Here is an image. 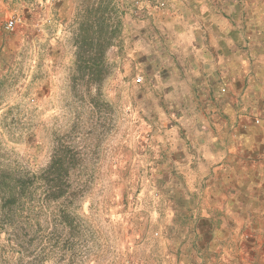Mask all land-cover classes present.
<instances>
[{
  "label": "rangeland",
  "instance_id": "obj_1",
  "mask_svg": "<svg viewBox=\"0 0 264 264\" xmlns=\"http://www.w3.org/2000/svg\"><path fill=\"white\" fill-rule=\"evenodd\" d=\"M66 3L46 28L23 4H10L14 30L0 19V174L38 176L70 147L60 204L73 227L47 201L33 223L0 226V264H264V191L244 194L239 211L222 209L196 169L186 125L205 102L186 96L195 74L183 37L136 17L142 0ZM97 6L108 19L102 37L114 40L103 67L82 74L75 41ZM240 69L241 80L264 77L258 66Z\"/></svg>",
  "mask_w": 264,
  "mask_h": 264
},
{
  "label": "crops",
  "instance_id": "obj_2",
  "mask_svg": "<svg viewBox=\"0 0 264 264\" xmlns=\"http://www.w3.org/2000/svg\"><path fill=\"white\" fill-rule=\"evenodd\" d=\"M68 1L74 4L77 0H0V19L5 15L6 22L14 18L11 3L23 4L31 24L38 18L46 28L53 19H64L63 7ZM128 1L119 3L123 7ZM262 3L264 0H142L135 7L136 17H149L183 37L187 63L195 74L187 77L192 87L186 96L205 102V107L193 112L197 119L187 116L189 144L199 149L196 169L211 194L219 198L215 204L231 211L245 206L241 197L264 191V77L256 80L245 75L241 80L235 76L238 68L240 72L247 67L264 69V59L257 60V53H264ZM16 22L15 28L19 26ZM214 69L223 71L218 75ZM255 120L262 124L255 125Z\"/></svg>",
  "mask_w": 264,
  "mask_h": 264
},
{
  "label": "trees",
  "instance_id": "obj_3",
  "mask_svg": "<svg viewBox=\"0 0 264 264\" xmlns=\"http://www.w3.org/2000/svg\"><path fill=\"white\" fill-rule=\"evenodd\" d=\"M106 11L100 6L85 11V17L79 24L80 30L76 37L77 70L82 74H93L94 69L102 68L106 50L112 45L114 35L108 39L102 37V31L108 28ZM119 24V23H118ZM118 29L117 24L115 26ZM69 152L65 147L56 153L48 168L38 176H15L3 170L0 174V226L14 227L33 223L48 202L56 203L58 210L54 217L64 227H73V218L68 206L60 204L67 197V175L71 168ZM44 186V187H43ZM44 188V189H43ZM38 189L41 190L39 200H35ZM45 203V204H43ZM31 214H35L32 217Z\"/></svg>",
  "mask_w": 264,
  "mask_h": 264
},
{
  "label": "built area",
  "instance_id": "obj_4",
  "mask_svg": "<svg viewBox=\"0 0 264 264\" xmlns=\"http://www.w3.org/2000/svg\"><path fill=\"white\" fill-rule=\"evenodd\" d=\"M16 19H11V20H8L6 22V29L9 30V31H12L14 30L15 26H16Z\"/></svg>",
  "mask_w": 264,
  "mask_h": 264
}]
</instances>
